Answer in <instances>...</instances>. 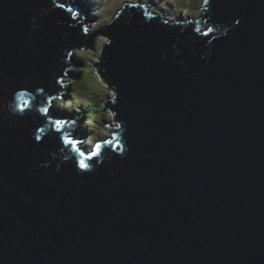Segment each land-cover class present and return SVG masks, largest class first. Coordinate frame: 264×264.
<instances>
[{"label":"water","instance_id":"obj_1","mask_svg":"<svg viewBox=\"0 0 264 264\" xmlns=\"http://www.w3.org/2000/svg\"><path fill=\"white\" fill-rule=\"evenodd\" d=\"M61 3L0 0V264H264V0L103 27L119 127L87 170L40 111L98 35Z\"/></svg>","mask_w":264,"mask_h":264},{"label":"rangeland","instance_id":"obj_2","mask_svg":"<svg viewBox=\"0 0 264 264\" xmlns=\"http://www.w3.org/2000/svg\"><path fill=\"white\" fill-rule=\"evenodd\" d=\"M86 1L88 2V0H86ZM93 1L96 3V8H94V10L92 11V15L95 16L96 21H94L91 24L90 33H92L93 31H98V35L94 40L93 49H87V50H82V51L79 50L72 57V61H73V58L75 56L82 54V56H87V57L91 56L94 59V62H96V64H97L99 62V59H100L102 53H103L104 46L108 45L109 41H110V39L108 37H103L101 35V29L103 27H106L107 25H109L113 21V19H115L116 14L125 5H127V3H131L133 5L134 4H140L141 5L140 2L151 3L150 2L151 0H102V2L99 0H93ZM168 1H171V2L169 3ZM190 1H192V2H190ZM159 3L162 5L161 8H159L158 5H152V8L154 7L153 9L156 10V12H158L160 14H161V12L167 10L169 8L168 5H170V4L173 5L174 7L177 6V9L179 11L182 10L184 15L196 14V15H198L197 17H200L205 11L204 0H188L187 3L185 0H182L181 3H177V2L172 1V0H160ZM97 4H100V5L97 6ZM82 5L83 6H81V7L85 8V2H82ZM177 9H174V10L169 9V11L173 14H178L179 12ZM83 59H84V57H83ZM74 65H77L76 60H74ZM86 69H87V67L71 68L68 71V74H71L72 77L64 78L63 80H65V81H64V83H62V86L65 84V82H67L64 85L65 89L70 90V89L74 88L75 91H77L79 94H82V96H84V97L91 94L93 92L92 90H94V91L98 90V88L101 87V85H100L101 80L103 81L99 72L95 71L98 69L94 70V72L98 75V78L96 77L95 74H91V73H93L92 69H88V73L91 74L90 78H89L90 83H89L88 78H86L87 77L86 76ZM78 71L83 72L85 79H83V80L80 79V80L76 81V78H75L73 73L78 72ZM106 91H108V92H106ZM107 93H108V95H107ZM99 95L102 97L101 99H102L103 106H105L107 103H109V101H111L113 99V97L116 96V92L112 91L108 86H106V89H103V92H101ZM108 98L110 100H108ZM67 99L68 100H67L66 104H68V101L71 100L69 98H67ZM76 101H78V100L76 99ZM58 103H59V101H56V103L54 102V108L56 107V105ZM57 108H59L61 111H64L66 113L71 114V113H75V112H71V110H69V109H72L73 111L76 109L79 110L81 108V106H78L76 108L75 105H72L71 107L60 105ZM84 108H86V107H84ZM108 112H111V113L108 114ZM80 113H81V110H79V112L77 114L75 113V115H78V114L80 115ZM98 115L102 116V118L99 122L94 123V124L93 123L89 124V122L85 121L84 123H82L78 127V130L84 131V134L89 135V139H90L89 147H91L96 141H99V140L104 141L106 138H110L112 135L111 127L118 125L113 111L107 109L103 112V109H101V111ZM85 118H86V116L84 114V119ZM88 125H89V127H88Z\"/></svg>","mask_w":264,"mask_h":264},{"label":"trees","instance_id":"obj_3","mask_svg":"<svg viewBox=\"0 0 264 264\" xmlns=\"http://www.w3.org/2000/svg\"><path fill=\"white\" fill-rule=\"evenodd\" d=\"M187 1V0H186ZM190 2H192V1H190ZM168 9L167 10H169V9H177V7L175 8L173 5H168ZM160 8H161V6H160ZM178 10V9H177ZM178 12L180 13V11L178 10ZM93 44H94V42H92L91 43V46H93ZM95 51V50H94ZM93 54V53H92ZM83 57H84V59H83ZM75 59H76V64H77V67H87V69H86V78H88V80H89V83H90V75L91 74H95L96 75V77L98 78V75L94 72V70L95 69H98V68H96V62H94V59L90 56V57H87V56H82V54H79L78 56H75L74 57ZM88 69H92L93 70V73H91V74H89L88 73ZM95 71H97V72H99V74L101 73V69L99 68L98 70H95ZM74 74V76H75V78H76V81H78V80H80V79H85L84 78V74H83V72H80V71H78V72H75V73H73ZM102 75V74H101ZM101 77H103V75L101 76ZM110 80H111V78H110V76L108 75L107 76ZM108 79V80H109ZM104 80H105V78H104ZM109 80V81H110ZM106 81V80H105ZM101 84V87H99L98 88V90H96V91H94V90H92L93 92L91 93V94H89V95H87V96H82V94H79L77 91H75L74 90V88H72V89H70L65 95V100H63V99H58L61 103H62V105L64 104V102L63 101H66V100H68L67 98H69V99H71V100H69V106L71 107L72 105H75V107L77 108L78 106H82V108L83 107H87V111H90L91 110V114H90V116H91V123H97V122H99L100 120H101V118H102V116H99L98 114L100 113V111H101V109H103V103H102V97L99 95L101 92H103V89H106V86H107V84L104 82V81H102L101 80V82H100ZM108 84L110 85V82H108ZM106 92H108V91H106ZM106 94V93H105ZM107 95H108V93H107ZM73 96V97H72ZM75 99V100H74ZM76 99H80V100H78V101H76ZM74 100V101H73ZM108 100H110L109 98H108ZM78 102V103H80V105H76V102ZM61 103H58V106L56 105V108L57 107H59L60 105H61ZM86 105V106H85ZM111 112H108V114H110ZM84 114V113H83ZM107 114V115H108ZM91 127V126H90ZM80 132H82V131H80Z\"/></svg>","mask_w":264,"mask_h":264},{"label":"snow or ice","instance_id":"obj_4","mask_svg":"<svg viewBox=\"0 0 264 264\" xmlns=\"http://www.w3.org/2000/svg\"><path fill=\"white\" fill-rule=\"evenodd\" d=\"M205 4L208 2V0H204ZM60 7H65V5L63 3H61L59 5ZM70 12H73V16L75 17L76 15H78L77 12H74L73 9L69 8L68 9ZM197 31H199V28L196 29ZM212 29L209 28L208 32H211ZM207 34V33H205ZM21 96H23V94H20ZM18 107L20 108L21 111H23L24 109L29 107V102L28 100H22L21 104L18 105ZM40 111L46 116L48 117V119L51 121V126L52 128L56 131V132H60L61 136L60 139L64 142L65 146L71 145L72 146V150L75 151L76 153H78V155L81 157V159H79L78 161V166L81 169L87 170L91 165L89 163L86 162L90 161L93 159V157L98 155V150L101 147V145L99 143H97L93 150L91 151V153H88L84 150H82L79 145L82 144V141L76 140L75 138H73L71 136L70 133L65 132L64 129L66 127H68L70 124H74V121H67V120H63V119H53L52 117H50L48 115L49 113V109L47 107L41 108ZM117 127H119V125H117ZM40 133H43L45 131L44 128H40L38 130ZM37 140L41 139V137L39 135H37L36 137ZM105 143H111V141H105Z\"/></svg>","mask_w":264,"mask_h":264},{"label":"clouds","instance_id":"obj_5","mask_svg":"<svg viewBox=\"0 0 264 264\" xmlns=\"http://www.w3.org/2000/svg\"><path fill=\"white\" fill-rule=\"evenodd\" d=\"M93 45H94V44H93ZM90 49H93V46H92ZM78 51H79V50H75L72 54L74 55V54H76ZM73 55H72V57H73ZM74 60H76V59L73 58V61H72V59H71V62L74 63ZM96 68H98V63H97V65H96ZM77 128H78V126H77Z\"/></svg>","mask_w":264,"mask_h":264},{"label":"bare ground","instance_id":"obj_6","mask_svg":"<svg viewBox=\"0 0 264 264\" xmlns=\"http://www.w3.org/2000/svg\"><path fill=\"white\" fill-rule=\"evenodd\" d=\"M134 6H137V4H135ZM140 7H142V5L139 4ZM154 8V7H153ZM156 9V8H155ZM75 100V99H74ZM73 100V101H74ZM84 108V107H83ZM87 147H89V145H86Z\"/></svg>","mask_w":264,"mask_h":264}]
</instances>
